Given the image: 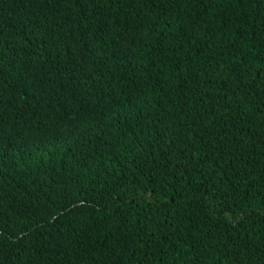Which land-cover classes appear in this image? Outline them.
Listing matches in <instances>:
<instances>
[{
  "label": "trees",
  "instance_id": "obj_1",
  "mask_svg": "<svg viewBox=\"0 0 264 264\" xmlns=\"http://www.w3.org/2000/svg\"><path fill=\"white\" fill-rule=\"evenodd\" d=\"M0 264H264V0H0Z\"/></svg>",
  "mask_w": 264,
  "mask_h": 264
}]
</instances>
